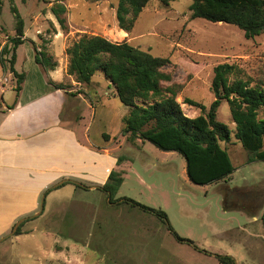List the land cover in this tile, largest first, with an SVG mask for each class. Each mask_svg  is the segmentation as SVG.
I'll return each instance as SVG.
<instances>
[{
  "label": "rangeland",
  "instance_id": "rangeland-1",
  "mask_svg": "<svg viewBox=\"0 0 264 264\" xmlns=\"http://www.w3.org/2000/svg\"><path fill=\"white\" fill-rule=\"evenodd\" d=\"M12 3L23 19L25 40L16 49L15 69L25 73L27 81L23 105L10 119L4 135H13L9 128L29 120L36 123L30 126L31 135L23 133L27 129L20 126L14 134L30 135L25 137L42 145L54 141L51 157L49 150L29 154L30 163L37 167L33 171L36 175L24 182L30 192L49 182L47 188L63 179L72 182L48 192L39 215L31 218L38 213V205L24 216L26 220L19 225L22 234L9 235L16 222L6 231L0 228V264H219L216 256L230 257L234 264H264V161L248 163L250 153L234 136L235 124L227 103L219 106L217 120L231 131L230 141L220 145L227 150L234 171L216 183L193 184L181 154L162 151L148 141L131 143L121 134V120L128 108L120 103L102 73H96L89 85L78 84L67 74L65 54L81 36L99 35L167 58L170 63L162 70L171 74L172 81L163 85L181 87L176 100L184 114L193 118L200 114L199 109L183 100L209 108L214 100L210 87L217 65L236 66V77L254 85L264 67V34L246 39L233 25L191 19L192 0H149L129 32L117 25L118 0ZM57 4L66 9L60 15L64 30L51 12ZM10 6V0H0V56L7 66L5 70L0 66V123L8 106L20 98L16 99V78L7 63L15 37ZM35 52L45 53L55 64L54 70L44 71L36 64ZM50 81L63 84L66 90H54L47 85ZM66 137L85 147L68 143ZM89 150L100 155L98 160ZM103 155L116 162L122 156L124 161L112 164ZM101 167L122 172L124 181L111 202L104 192L90 188L106 181L97 184L81 176L89 172L98 177ZM75 182L82 188L71 184ZM228 195L238 197L227 203ZM121 198L161 210L166 218ZM170 228L192 243L178 242Z\"/></svg>",
  "mask_w": 264,
  "mask_h": 264
},
{
  "label": "trees",
  "instance_id": "trees-1",
  "mask_svg": "<svg viewBox=\"0 0 264 264\" xmlns=\"http://www.w3.org/2000/svg\"><path fill=\"white\" fill-rule=\"evenodd\" d=\"M148 2L118 0L115 17L119 29L129 32ZM10 4L15 37L11 39L13 51L7 63L9 72L16 78L14 91L17 99L26 78L25 73H18L15 69L16 49L25 41L22 39L24 23L12 0ZM65 11L60 4L51 8L63 30L66 29L65 21L60 15ZM189 11L191 19L233 25L243 32L246 39L264 34V0H192ZM3 51L8 53L6 47ZM65 54L68 56L67 74L73 76L78 84L89 85L96 73H102L120 103L128 108L121 120V134L131 143L148 141L162 151L181 154L186 160L187 177L193 184L205 186L216 183L234 171L227 150L220 145V142L228 143L231 134L228 126L217 120V110L222 102L227 103L235 124V138L250 153L248 163L264 161V67L259 70L257 81L251 85L252 81L236 77L239 72L236 66L227 63L217 65L213 69L210 87L214 100L209 108L188 98L183 100L184 104L200 111L198 116L190 118L176 100L181 87L163 85L172 81L171 74L162 70L170 63L167 58L154 57L127 42H112L99 35L81 36L66 48ZM34 61L44 71L55 68L43 52H35ZM0 66L4 70L7 67L2 56ZM232 77L235 78L231 80ZM47 85L54 90H66L61 83L50 81ZM14 103L8 109H13ZM123 161L124 158L119 156L116 164ZM123 181L121 171L111 170L106 182L97 189L108 195L111 202ZM65 184L68 183L57 188ZM52 189L47 188L42 194L46 196ZM121 200L152 212L160 219L166 218L161 210H154L129 198ZM261 222L264 229V213ZM19 227L14 235L22 234ZM170 231L178 242L192 243L179 237L171 228ZM216 259L219 264H234L233 259L227 256H216Z\"/></svg>",
  "mask_w": 264,
  "mask_h": 264
},
{
  "label": "crops",
  "instance_id": "crops-1",
  "mask_svg": "<svg viewBox=\"0 0 264 264\" xmlns=\"http://www.w3.org/2000/svg\"><path fill=\"white\" fill-rule=\"evenodd\" d=\"M26 81L27 77L25 78V81L23 83V88L20 92V98L18 102L14 104L15 106L13 109H9L6 113H3L4 117L2 119V122L0 123V228H2L3 231H6L9 226L17 222L19 218L21 219V217L29 215L37 208V206L39 205L38 203L40 202V199L42 197V193L44 192V190H46L47 186L50 183L49 182L47 184H43L42 186L34 189L32 192H30V190L26 186H24V182L30 181V179L34 175H36L33 171H37V167L34 168V165L30 163L31 158L29 154L36 151L38 153H47V151L49 150L48 154L51 157V150L56 147L53 146L54 141L53 143H48V145H42L40 141H37L39 142L37 143L33 139V137L32 139H29L28 137L32 133L30 131V126L32 124H36L35 122H32L31 124V121L29 120L23 121V124L21 123L19 125H14L13 128H9L10 131H13L8 133H13V135H4V133H7L6 131L8 130L7 128L10 124V119L18 112V109L23 105L22 96ZM49 115L47 116L49 117ZM39 120L40 115L37 123L40 122ZM16 126H20L19 128L27 129L26 131L23 130L24 132H22H30V135H15L14 133L16 131ZM67 139L68 143L72 142L75 146L85 147L84 145H81L78 141H76V139L73 137H68ZM60 143L63 144V142H59L57 144ZM52 146L53 148H51ZM88 153L91 156L95 155L97 157L95 158V160H98L100 156L98 153L92 152L90 150L88 151ZM103 156L105 157V155ZM105 158L111 159L112 164L116 162L115 158H109V156L108 158ZM110 171L111 167H101V174H99L98 177L89 172L81 174V176H84L85 180L93 181L97 184H103L107 180ZM18 176L19 178L20 176H24V179H19Z\"/></svg>",
  "mask_w": 264,
  "mask_h": 264
},
{
  "label": "water",
  "instance_id": "water-1",
  "mask_svg": "<svg viewBox=\"0 0 264 264\" xmlns=\"http://www.w3.org/2000/svg\"><path fill=\"white\" fill-rule=\"evenodd\" d=\"M65 182H72V181H70V180H68V179H63V180L59 181L58 183H56L55 185H53L52 188H56V187L62 185L63 183H65ZM75 184L81 186V184H79V183H76V182H75ZM90 188H92V189H97L98 186L95 185V186H92V187H90ZM44 201H45V195H42V197H41V199H40V203H39V211H38L37 214L31 216V218H32V217H35V216H37V215H39V214L43 211V209H44ZM25 220H26V217H25V218H21L19 221H17V222L15 223V225L13 226V228H12V230H11V233H10L9 235H14V233L16 232V230H17V228L19 227V225H20L21 223H23Z\"/></svg>",
  "mask_w": 264,
  "mask_h": 264
},
{
  "label": "flooded vegetation",
  "instance_id": "flooded-vegetation-1",
  "mask_svg": "<svg viewBox=\"0 0 264 264\" xmlns=\"http://www.w3.org/2000/svg\"><path fill=\"white\" fill-rule=\"evenodd\" d=\"M234 197H238V196H237V195H233V196H232V195H228V197H227V201H226V202H227V203L231 202V201L233 200Z\"/></svg>",
  "mask_w": 264,
  "mask_h": 264
}]
</instances>
